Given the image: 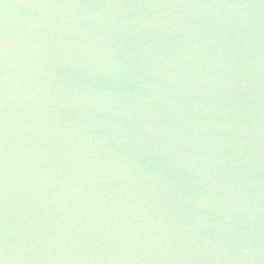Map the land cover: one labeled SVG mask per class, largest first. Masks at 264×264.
Masks as SVG:
<instances>
[{
  "label": "water",
  "instance_id": "water-1",
  "mask_svg": "<svg viewBox=\"0 0 264 264\" xmlns=\"http://www.w3.org/2000/svg\"><path fill=\"white\" fill-rule=\"evenodd\" d=\"M2 264H264V0H0Z\"/></svg>",
  "mask_w": 264,
  "mask_h": 264
},
{
  "label": "snow or ice",
  "instance_id": "snow-or-ice-1",
  "mask_svg": "<svg viewBox=\"0 0 264 264\" xmlns=\"http://www.w3.org/2000/svg\"><path fill=\"white\" fill-rule=\"evenodd\" d=\"M0 264H2V262H0Z\"/></svg>",
  "mask_w": 264,
  "mask_h": 264
}]
</instances>
